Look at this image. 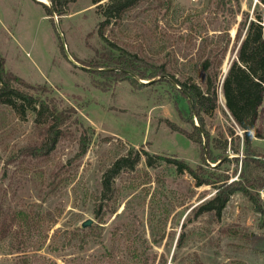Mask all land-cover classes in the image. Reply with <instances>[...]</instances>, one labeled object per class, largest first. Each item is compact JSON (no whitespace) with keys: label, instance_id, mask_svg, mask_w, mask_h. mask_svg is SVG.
I'll list each match as a JSON object with an SVG mask.
<instances>
[{"label":"rangeland","instance_id":"374dc122","mask_svg":"<svg viewBox=\"0 0 264 264\" xmlns=\"http://www.w3.org/2000/svg\"><path fill=\"white\" fill-rule=\"evenodd\" d=\"M99 3L76 0L67 14L49 15L39 0H0L6 77L15 88L70 110L71 116L61 123L56 147L39 156L31 148L42 142L45 130L36 125L35 114L18 117L0 104V205L6 211L32 210L44 222L32 235H16L14 229L2 239L0 264H24V257L28 264H264V212L257 211L264 210V187L252 189L256 204L237 191L221 218L197 217L193 208L217 189L196 186L189 172L167 160L177 157L195 170L223 173L228 182L241 178L243 130L222 109V81L237 56L241 13L250 19L261 15L264 23V1L224 0L218 7L215 0H172L169 10H158L155 0H145L105 29L106 40L98 31ZM197 14L210 35L228 27L232 38L218 77V108L203 115V128L191 117L180 86L162 76L120 74L115 63L123 58L121 48L137 54L135 65L148 74L165 61L190 72V64L200 61L202 42L196 36L189 40L186 19H198ZM190 74L203 84L200 72ZM256 124L251 150L264 157V104ZM196 128L201 142L188 138ZM83 142L88 146L81 154ZM131 149L141 152V161L122 170L115 194L101 199L104 172ZM144 150L159 157L155 166L147 165ZM210 153L229 160H210ZM100 204H117L116 211L98 218ZM88 219L92 225L82 227ZM182 232L186 241L178 247ZM160 234L164 238L155 243Z\"/></svg>","mask_w":264,"mask_h":264},{"label":"trees","instance_id":"16d2710c","mask_svg":"<svg viewBox=\"0 0 264 264\" xmlns=\"http://www.w3.org/2000/svg\"><path fill=\"white\" fill-rule=\"evenodd\" d=\"M92 1L93 3H99L103 0ZM143 1L145 0H108L105 4L99 3L101 7L100 13L103 17L99 24V35L106 40L105 29L110 24L124 19L128 11L136 8ZM50 2L52 3L50 6L43 2L48 14L53 15L57 13L63 15L67 14L71 4L75 3L76 0H50ZM215 2L218 4V7L225 4L224 0H215ZM154 4L155 9L165 8L169 10L172 0H155ZM238 12H240V9ZM241 14L242 18L236 29L234 40V43L239 42L237 57L232 60L227 74L222 81V91L227 107V109H222L243 130L245 156L242 160L241 178L237 181L228 182V176L223 173H207L203 167H198L197 171L181 158L167 157V160L172 162L180 172H189L194 177L196 186L209 184L215 186L217 189L211 198L203 200L193 208L197 217L205 213H212L217 218H221L223 210L231 196L237 191H241L256 204V194L253 193L252 189L257 190L258 187H264V176L260 174L264 172V157L257 156L258 154L253 153L251 150L253 132L257 131L256 123L261 107L264 104V38L263 26L261 24L263 18L259 15L257 19H250L248 13L244 11ZM186 21L190 24L187 28L190 31V34H188V37L190 36L189 40L198 37L201 38L202 42L200 61L190 64V72L181 71L177 65L172 67L169 65V62L165 61L155 66L154 71L148 74L147 70H142L140 66L137 67L135 65L136 61L139 60L137 54L124 51V49L119 48L115 43H110L116 49L119 48L122 51L123 58L114 60L116 65L121 67L119 69L121 70L120 74L132 77L138 76L141 79L162 76L169 79L170 82L177 84L180 86V91L188 98L191 117H198L200 126L203 128L205 126L203 115L211 116L218 108V77L226 50L232 38L229 34L230 28L228 27L220 29L219 33L210 35L208 26L203 22L200 15L198 19L190 17ZM142 62L144 61L142 60ZM4 64L5 59L0 51V104L8 105L16 112L18 117H25L28 111L35 114V123L38 127L45 130V136L39 145L31 148V151L35 155H46L56 147L62 135V130L60 129L61 123L65 118L71 117L69 114L70 110H62L54 103L51 105L47 100L29 95L15 88L6 77L7 73L5 72ZM183 65H187V63ZM199 72L202 74L203 84L197 83L194 76L190 74ZM177 74L179 76L184 74L186 77L185 79H181ZM178 107L181 113L183 108L179 104ZM196 130V133L189 135L188 138L195 142H201L202 131L199 128H196ZM229 130L230 132L228 133L234 135V130ZM197 135H199V139ZM208 137V132H206V138ZM237 137L240 138L239 136ZM87 146L88 143H82L81 154L85 153ZM143 153L146 155L147 165L155 166L156 159L159 157L151 155L145 150ZM207 157L215 161L221 159L229 160L225 156H216L213 153H210ZM141 159V152L135 149H131L126 155L117 157L104 172L101 199L112 197L116 192L114 181L117 176L125 168L134 169ZM219 165L220 163L215 169H219ZM116 205L100 204L95 209V215L98 218H102V215L106 212H115ZM257 211L264 212L260 208H257ZM149 222L153 230V219H149ZM42 223L44 224L43 219L39 215H33L32 210L22 209L12 211L10 208L9 211H6L3 208V204L0 205V241L7 237L14 229H16V235H32L39 231ZM163 238L164 234H160V237L155 236L153 241L160 243ZM185 241V232H182L178 238L177 246L182 247ZM45 242L46 236L41 240L39 247H42ZM24 247L18 246L17 251L26 252ZM52 250L55 249L52 247ZM135 257L140 258L141 255L135 254ZM25 258H23V262L24 264H28ZM145 261H148V259L145 258Z\"/></svg>","mask_w":264,"mask_h":264},{"label":"water","instance_id":"95a60500","mask_svg":"<svg viewBox=\"0 0 264 264\" xmlns=\"http://www.w3.org/2000/svg\"><path fill=\"white\" fill-rule=\"evenodd\" d=\"M39 1L44 2L43 0H39ZM236 57H237V56H236ZM228 69H229V67H227V70H224L225 74L227 73ZM224 78H225V77H224ZM223 80H224V79H223ZM143 82H144V83H148V82H150V81H148V82L143 81ZM223 95H224V94H223ZM92 223H93L92 219L85 220V221L82 223V227H88V226L92 225Z\"/></svg>","mask_w":264,"mask_h":264},{"label":"crops","instance_id":"0c3cea01","mask_svg":"<svg viewBox=\"0 0 264 264\" xmlns=\"http://www.w3.org/2000/svg\"><path fill=\"white\" fill-rule=\"evenodd\" d=\"M222 100H223V103H222L223 104V108L227 109V107H226V100H225L224 95H223V99Z\"/></svg>","mask_w":264,"mask_h":264},{"label":"built area","instance_id":"2783aa9c","mask_svg":"<svg viewBox=\"0 0 264 264\" xmlns=\"http://www.w3.org/2000/svg\"><path fill=\"white\" fill-rule=\"evenodd\" d=\"M261 24L263 25V38H264V23L261 22Z\"/></svg>","mask_w":264,"mask_h":264},{"label":"bare ground","instance_id":"6f19581e","mask_svg":"<svg viewBox=\"0 0 264 264\" xmlns=\"http://www.w3.org/2000/svg\"><path fill=\"white\" fill-rule=\"evenodd\" d=\"M44 2H47V0H43ZM226 70V69H225Z\"/></svg>","mask_w":264,"mask_h":264}]
</instances>
